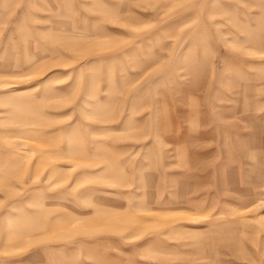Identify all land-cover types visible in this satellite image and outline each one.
<instances>
[{
  "label": "rangeland",
  "instance_id": "374dc122",
  "mask_svg": "<svg viewBox=\"0 0 264 264\" xmlns=\"http://www.w3.org/2000/svg\"><path fill=\"white\" fill-rule=\"evenodd\" d=\"M0 264H264V0H0Z\"/></svg>",
  "mask_w": 264,
  "mask_h": 264
},
{
  "label": "clouds",
  "instance_id": "9594fccd",
  "mask_svg": "<svg viewBox=\"0 0 264 264\" xmlns=\"http://www.w3.org/2000/svg\"><path fill=\"white\" fill-rule=\"evenodd\" d=\"M249 159L251 160V161H255V156H254V154H250V156H249Z\"/></svg>",
  "mask_w": 264,
  "mask_h": 264
}]
</instances>
